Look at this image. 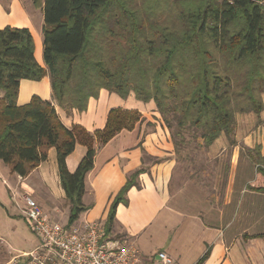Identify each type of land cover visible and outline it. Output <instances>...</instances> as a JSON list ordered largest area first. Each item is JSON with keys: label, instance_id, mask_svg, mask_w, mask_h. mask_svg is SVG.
Segmentation results:
<instances>
[{"label": "trees", "instance_id": "1", "mask_svg": "<svg viewBox=\"0 0 264 264\" xmlns=\"http://www.w3.org/2000/svg\"><path fill=\"white\" fill-rule=\"evenodd\" d=\"M115 0H33L44 14V62L35 58V44L28 28L0 29V159L21 177L57 151L62 188L70 206L68 224L86 210L83 196L86 176L94 167L95 141L106 144L123 130H132L142 114L137 110L112 109L105 127L94 134L84 127H66L55 106L34 95L18 105L20 82L40 81L47 74L54 98L66 110L87 109L90 98L101 89L127 98L134 93L143 102L154 101L171 131L176 147L189 134L199 147H209L225 134L234 141L236 116L261 113L264 101V0H177V24L149 22L144 25L130 15L125 46L93 58L91 47L95 24ZM245 69L239 87L233 77ZM238 89V90H237ZM246 103L247 107L244 106ZM86 146V155L71 173L66 159L76 144ZM253 155L264 178V157L256 147ZM139 168L112 202L105 222L106 234L114 226L119 204L129 203L127 193L139 186ZM264 192V186H251ZM260 236H264L260 235ZM209 252L196 263L203 264Z\"/></svg>", "mask_w": 264, "mask_h": 264}, {"label": "crops", "instance_id": "2", "mask_svg": "<svg viewBox=\"0 0 264 264\" xmlns=\"http://www.w3.org/2000/svg\"><path fill=\"white\" fill-rule=\"evenodd\" d=\"M44 25L43 10L33 0H0V29L28 28L34 38L35 58L46 68ZM34 95L50 101L66 127L80 125L94 135L105 127L114 108L142 114L134 129L121 131L106 144L96 139L94 167L85 180L86 210L78 224L105 223L128 176L144 168L139 186L127 193L129 203L117 207L110 237L136 244L148 257L166 251L175 264H196L207 252L203 264H264V236H260L264 234V192L251 188L264 186L253 158L257 146L264 157V109L259 114H238L233 143L222 134L206 148L204 162L195 166V160L194 171L187 172L154 101L138 100L133 92L122 98L101 89L97 98L89 99L85 111L66 110L54 98L48 74L40 81L21 80L18 105L29 103ZM86 152V146L76 144L66 159L71 173ZM24 194L34 197L53 218L68 222L70 206L61 185L55 147L26 177L13 173L0 159V264H9L16 255L18 238L31 242L28 250L18 249L19 253L39 245L38 238L31 240L20 224L24 221L35 235L20 209Z\"/></svg>", "mask_w": 264, "mask_h": 264}, {"label": "built area", "instance_id": "3", "mask_svg": "<svg viewBox=\"0 0 264 264\" xmlns=\"http://www.w3.org/2000/svg\"><path fill=\"white\" fill-rule=\"evenodd\" d=\"M20 209L39 245L18 253L9 264H175L166 251L148 257L136 244L111 238L104 222L62 223L28 194L21 196Z\"/></svg>", "mask_w": 264, "mask_h": 264}, {"label": "rangeland", "instance_id": "4", "mask_svg": "<svg viewBox=\"0 0 264 264\" xmlns=\"http://www.w3.org/2000/svg\"><path fill=\"white\" fill-rule=\"evenodd\" d=\"M176 1L177 0H115L104 14L102 21L95 24L91 56L93 58L107 60L108 55L112 51L117 50L120 46H125V37L127 36V25L130 22V15H134V17L143 23L144 32L148 35H151V33H149V26H147L150 21L157 22L162 26H173L174 24H177L179 9L177 8ZM244 74L245 69H242L233 75V77L238 79L237 86L239 87L244 82ZM255 96L264 99V94H260L259 92H256ZM244 106L247 107L246 103H244ZM160 115L164 125L167 126L164 117L161 113ZM186 141L187 142L184 145H181L178 148V159L184 170L191 172L194 171L193 167L204 162L206 148L199 147V141L192 138L189 134L186 135ZM195 160L198 163L193 166L192 164H195ZM196 168L198 169V167ZM65 219L63 222H65ZM20 224L31 240L32 238H37L30 232L24 221H21ZM115 235L120 238V234L113 233V236ZM121 240L126 241L122 237ZM16 243L17 244H14V252L17 255L19 253L18 249L28 250L31 242L28 243L25 239L18 238Z\"/></svg>", "mask_w": 264, "mask_h": 264}]
</instances>
